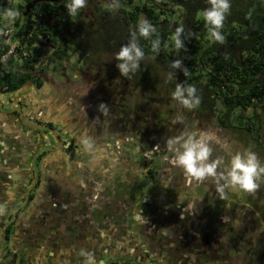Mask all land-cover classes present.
<instances>
[{
	"label": "flooded vegetation",
	"instance_id": "af4514ba",
	"mask_svg": "<svg viewBox=\"0 0 264 264\" xmlns=\"http://www.w3.org/2000/svg\"><path fill=\"white\" fill-rule=\"evenodd\" d=\"M102 64L5 68L29 71L18 87L0 65V264H85L81 249L96 264H264V173L221 196L174 166L168 143L203 134L218 173L238 152L264 167V107L188 110L155 79Z\"/></svg>",
	"mask_w": 264,
	"mask_h": 264
},
{
	"label": "trees",
	"instance_id": "16d2710c",
	"mask_svg": "<svg viewBox=\"0 0 264 264\" xmlns=\"http://www.w3.org/2000/svg\"><path fill=\"white\" fill-rule=\"evenodd\" d=\"M105 1L109 4L107 7L97 6L94 10L97 13L101 9L97 13V33L90 30L79 17L80 10L74 20L68 17L65 8L67 0L35 4L29 15L35 11H43L45 24L48 25L44 29L45 34L63 39L49 56L50 60L70 59L74 54L86 59L100 51L117 52L120 46L128 42L130 30L141 16L156 27V35L160 37L161 44L159 52L153 53L150 40L138 38L144 58L137 71L131 73L132 76H139L146 80V85H152L153 75L157 71L155 65H158L168 73H173L171 80L176 81L175 83L194 85L201 103L205 101L216 106L223 102L230 107L236 106L241 113L246 111V107H264V0H230L229 12L220 30L225 37L223 44L209 39L204 21L198 15L209 7L208 0H158L156 6L147 3L136 5V11L133 12L125 11L122 5L132 0ZM20 7L24 8L22 4L13 7L1 0L0 19L3 11ZM176 8L182 10L181 21L169 22L166 16ZM25 24L20 18L15 22L16 35L26 29ZM181 24L185 29L181 38L187 39L184 40V48L176 52L170 36ZM3 26L0 23V28ZM60 33L63 35L60 36ZM154 38L155 36L152 37ZM2 40L0 35V55L8 48ZM177 59L181 60L182 68L188 69L187 76L180 69L171 68V62ZM149 60L153 64L147 63ZM0 65L3 79L11 87H18L28 77L29 71L25 74L17 70L5 72V68L13 66L11 58L0 62ZM244 127L248 128V123L245 122Z\"/></svg>",
	"mask_w": 264,
	"mask_h": 264
},
{
	"label": "clouds",
	"instance_id": "9594fccd",
	"mask_svg": "<svg viewBox=\"0 0 264 264\" xmlns=\"http://www.w3.org/2000/svg\"><path fill=\"white\" fill-rule=\"evenodd\" d=\"M29 2V1H28ZM60 2V1H58ZM27 2L19 0L18 5H23L24 8L7 9L5 16L15 21L17 17L21 19L27 18L30 12L24 16L22 12L25 10ZM42 3V2H41ZM87 0H67L65 5L67 15L70 19L78 15L79 10L84 8ZM209 7L202 10L198 15L203 19L207 34L210 40L223 44L225 37L221 34V28L225 20L226 14L230 9V0H208ZM35 6V5H34ZM250 15V13H249ZM185 32L184 26L181 24L176 27L170 40L176 49V52L184 48V40L182 34ZM157 29L147 19L137 21L133 29L130 30V37L126 44L119 47L115 53L116 61L115 68L118 70L121 77H129V74L135 73L139 68L140 61L144 58V51L138 43V38L150 40V46L153 53H158L160 50V37L156 35ZM155 36L154 39L152 37ZM61 44V43H60ZM59 44V45H60ZM74 54L71 56L73 58ZM70 58V59H71ZM70 59L59 60L55 58L51 63H64ZM48 60H50L48 58ZM181 60L177 59L171 62L172 69H180L184 76L188 75V69L182 68ZM172 77L173 73H169ZM172 98L178 101L185 109L191 110L199 106L200 97L197 95V89L194 85L176 83L174 91L171 93ZM80 143L86 150L92 149V144L87 138H82ZM170 145L178 144L179 147L171 158V163L183 170L184 174L197 181H203L207 178H212L216 181V191L225 196V189L231 188L243 192H253L258 184L257 178L264 173V167L260 165L256 156L251 151L245 154L235 153L231 156L228 167L224 173H218V166L221 161L218 159L210 160L212 153L211 147L206 141L203 134H189L181 142L177 139L169 140ZM223 181V183H221ZM79 255L84 258L85 264H96L94 253L81 249ZM102 264V262H101Z\"/></svg>",
	"mask_w": 264,
	"mask_h": 264
},
{
	"label": "built area",
	"instance_id": "2783aa9c",
	"mask_svg": "<svg viewBox=\"0 0 264 264\" xmlns=\"http://www.w3.org/2000/svg\"><path fill=\"white\" fill-rule=\"evenodd\" d=\"M4 1L6 5L13 7L17 6L19 2V0ZM18 19L19 17L13 22L5 16V11L1 13L0 23L4 24V26L0 28V35L2 36L3 44L8 48L0 55V62H5L8 58H11L13 66H24L27 64L37 69L43 63L50 64L51 60H48L49 56L52 55L63 39L52 38L50 34H45L44 29L48 25L45 24L43 11H35L29 15L28 21L25 20L26 18H23L22 21L24 20L26 23L27 30L25 29L21 34L16 35L17 27L15 22ZM62 35L60 33V36ZM37 50L40 51L38 52ZM28 58L29 62H27Z\"/></svg>",
	"mask_w": 264,
	"mask_h": 264
},
{
	"label": "rangeland",
	"instance_id": "374dc122",
	"mask_svg": "<svg viewBox=\"0 0 264 264\" xmlns=\"http://www.w3.org/2000/svg\"><path fill=\"white\" fill-rule=\"evenodd\" d=\"M143 3H147V4H152L155 5V3H158V0H132V1H128V3L124 2L122 3L125 11L127 10H132V12L135 10V6L139 5V4H143ZM109 4L107 1L105 0H87V3L85 5L84 8L80 9V16L82 20H84L86 23V25L88 26H92L97 24V22L99 21V17L97 16V13H99L101 11V9H99V11L96 13L94 10L97 6H101L102 8H105V6L107 7ZM156 6V5H155ZM158 7V6H157ZM159 9V8H157ZM136 11V10H135ZM136 13V12H134ZM92 14H95V16H93ZM166 14V13H165ZM170 21H177L180 22L181 18H182V10L180 8H176V10L174 12H172L171 14H168L166 16ZM142 19V17H138V20ZM91 24V25H88ZM116 52H104L103 53H94V57L99 58L100 60L104 61V65L102 64V66L107 67L110 65L111 60L114 58ZM73 63V62H72ZM71 63V64H72ZM147 63H151L153 64V61L149 60ZM155 67L157 68V71H155L153 78L155 79V85H164L167 86V90L169 92H173L175 89V85H176V81L171 80V77L169 76V73L167 71H165L163 69V67L155 65ZM69 74V71H68ZM48 77H51L53 80L59 81L60 75L58 74H54L52 72H47ZM172 84H171V82ZM262 111V110H260ZM263 116V115H262ZM86 156H82L81 158L84 159ZM147 181V180H146ZM150 182V181H149ZM148 182V183H149ZM150 187V186H149Z\"/></svg>",
	"mask_w": 264,
	"mask_h": 264
},
{
	"label": "water",
	"instance_id": "95a60500",
	"mask_svg": "<svg viewBox=\"0 0 264 264\" xmlns=\"http://www.w3.org/2000/svg\"><path fill=\"white\" fill-rule=\"evenodd\" d=\"M58 1H63V0H30L29 2L26 3L25 5V10L22 12L24 16H26L30 10L34 7L35 4L41 3V2H58Z\"/></svg>",
	"mask_w": 264,
	"mask_h": 264
},
{
	"label": "bare ground",
	"instance_id": "6f19581e",
	"mask_svg": "<svg viewBox=\"0 0 264 264\" xmlns=\"http://www.w3.org/2000/svg\"><path fill=\"white\" fill-rule=\"evenodd\" d=\"M44 3H46V2H44ZM38 51V50H37Z\"/></svg>",
	"mask_w": 264,
	"mask_h": 264
}]
</instances>
